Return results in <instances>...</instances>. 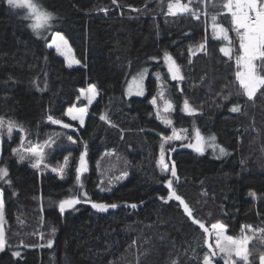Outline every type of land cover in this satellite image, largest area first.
I'll return each mask as SVG.
<instances>
[{
	"label": "trees",
	"instance_id": "trees-1",
	"mask_svg": "<svg viewBox=\"0 0 264 264\" xmlns=\"http://www.w3.org/2000/svg\"><path fill=\"white\" fill-rule=\"evenodd\" d=\"M32 2L50 14L51 33L65 37L82 69L68 70L47 48L49 40L35 38L25 12L0 0V121L21 126L28 149H43L47 162L70 153L74 158L66 181L61 182L51 175L40 177L28 163H18L14 151L21 136L2 142L0 168L7 170V176L0 179L6 222L0 264H204L203 256L210 254L203 246L204 235L191 222L194 219L207 229L223 225L232 239L246 237L247 264H260L264 87L247 100L236 79L240 51L235 39L231 59L221 55L218 43L206 39L207 23L214 14L232 36L231 17L216 12L217 7L197 15L169 16L168 5L176 0ZM179 2L186 5L190 0ZM201 44L203 53L192 57L191 50ZM165 53L180 67L182 80L167 79ZM141 72L150 74L149 94L128 101L126 85ZM155 76L163 79L165 97L174 105L170 113L174 129L194 136L198 129L205 141L217 147L198 160L183 153L169 157L176 179L161 172L158 163L161 150L165 153L171 147L161 148V136L167 133L150 102L158 94ZM89 85L95 86L99 99L85 130L63 127L69 124L66 111ZM185 100L195 114L182 111ZM234 106L238 112L230 111ZM49 116L60 123H52ZM64 129L76 141L74 151H68L66 140L58 149L49 147ZM85 145L88 171L77 184V161ZM221 147L227 155H220ZM169 179L191 211L190 218L178 204L165 203ZM85 193L89 201L118 207L101 213L90 203H80L59 212L61 200H84Z\"/></svg>",
	"mask_w": 264,
	"mask_h": 264
},
{
	"label": "snow or ice",
	"instance_id": "snow-or-ice-1",
	"mask_svg": "<svg viewBox=\"0 0 264 264\" xmlns=\"http://www.w3.org/2000/svg\"><path fill=\"white\" fill-rule=\"evenodd\" d=\"M117 0H112L113 4H116ZM7 3L12 8H23L26 7L30 10L32 15L34 16L37 23L31 25L34 29L42 27L44 23L50 18V14L44 15L39 13L36 9L35 4L31 2V0H7ZM224 8L232 16V23L234 26V30L237 32L239 37V49L240 55L236 57V63L240 68V71L236 73L237 80L240 83V86L244 89L245 95L251 100L256 92L264 87V0H227V3L224 4ZM188 11L187 5H183L176 0L175 4L170 3L168 5V12L170 14L175 15L177 12H186ZM212 31L213 37L218 40L228 41L227 46H221L219 51L229 59L232 58V49L230 47L231 41L228 37L227 29H225L221 24L216 23V17L212 18ZM242 30V31H241ZM49 48L55 47L57 53L65 57L68 66L71 67L73 64H78L79 61L76 60L74 57L71 56V49L68 46V41L65 37L56 32L53 34L52 41L47 45ZM205 47L204 44L200 45V48L203 49ZM259 61V63H257ZM164 62L167 66V71L170 74V78L173 81H180L183 77L180 74V67L176 64L175 60L172 58L171 55L165 53ZM88 92L91 94L87 97L89 104L92 103V100L95 98L96 89L95 86L89 85ZM137 95H143L142 88L139 89L136 93ZM162 95V94H161ZM227 99V97H225ZM154 106L156 105V100L153 99L150 101ZM174 110V105L170 102L165 100L163 104L162 111L163 113H169ZM186 114L193 115L195 114L196 110L193 109L187 100L184 102V106L182 108ZM231 112H238L239 108L234 106L230 109ZM87 112L86 108H80L78 110L79 114H73V110L69 109L68 114L71 116L72 120H78L80 126H84V116ZM49 121L52 123H60L59 120H54L52 116L48 117ZM101 120H105L106 117L104 115L100 116ZM157 119L160 120L165 126H171L172 120L167 118L164 115H161L160 110L157 111ZM4 126V122L0 121V128ZM16 127V125L12 122L7 124V130L9 134H11L12 129ZM63 127L68 128L70 127L69 124H64ZM185 137L178 134L175 129H173L172 135L164 137L161 136V139L165 142L172 141V140H182ZM213 141H215V137H211ZM69 140H72L69 137ZM72 143H76V141L72 140ZM181 147L191 148L194 151L203 154L204 147H205V139L201 135L200 131L197 129L195 130V142L182 144ZM163 149V144L161 145ZM28 151L38 157V162L33 164V167H39V161L44 159V152L43 150H37L35 148H30ZM174 151V149H173ZM219 153L221 156L227 155L228 153L224 148L219 149ZM86 155H87V146L85 145V151L81 152L79 157V166L76 168L77 176L76 181L77 184L81 183V175L88 171L87 164H86ZM23 159V157H21ZM67 159V158H66ZM159 166L161 172L169 171V166L165 163V157L163 151L161 152V156L159 159ZM47 167V165H45ZM53 171H59L61 173L60 178L63 179V167L57 169L53 168ZM177 172L176 168L173 165L171 167V176L176 177ZM7 176V170L0 168V179H3ZM166 186L169 189V196L165 199V203L168 200L175 199L180 201L181 204L184 205V209L186 212L189 213L191 217V213L188 209V206L184 204V201L181 199L180 196L176 195V193L172 190V181L169 179L166 182ZM103 191V189H101ZM249 195L253 198H256V194L254 192H249ZM85 199L81 200L76 197H72L69 199L61 200L59 203V212L63 214L66 209L74 208L77 204L80 203H90L91 207L98 212L104 213L107 212L110 208L116 209L118 205L116 203L107 204L103 202H92L87 199V194H84ZM163 199V198H162ZM131 208H136V204H131ZM4 218V202L2 199V194H0V223L3 222ZM194 224H199L201 229H204L207 233V228L203 223H200L198 220H193ZM223 225L214 224L212 225L213 229L220 230L217 232V248L224 253L225 264H230L229 257L232 255L233 251H235L236 256H241L243 259L247 260V254L245 251V245L247 244V238H244L240 241H234L231 237H222V230ZM55 231V229H53ZM221 239L227 242V245L221 243ZM51 241H49V246H51ZM211 247V246H210ZM5 250V241H4V232L3 229L0 228V251ZM16 256H19V252L13 253ZM216 251H212L211 255H206L204 258V264H212L211 256H215ZM261 264H264V257H261Z\"/></svg>",
	"mask_w": 264,
	"mask_h": 264
},
{
	"label": "rangeland",
	"instance_id": "rangeland-1",
	"mask_svg": "<svg viewBox=\"0 0 264 264\" xmlns=\"http://www.w3.org/2000/svg\"><path fill=\"white\" fill-rule=\"evenodd\" d=\"M206 1V0H205ZM6 2V5L8 7H10L7 3V0H5ZM32 2V0H31ZM33 3V2H32ZM227 3V0L224 1V3L222 2H216L214 0H209L208 2H204L202 3L201 1H196V0H190V2H188L186 5L188 7V11L186 12H177L175 15L173 14H170L168 12V15L169 16H177V15H188V14H196L197 13H201L202 11H204L205 13H207V9L209 8H218L215 9L216 12L219 11L222 16H230L231 17V20H232V16L231 14L227 11V9L224 8V4ZM34 4V3H33ZM172 4H175V3H172ZM184 5V4H183ZM36 6V5H35ZM196 7H200L199 10H197ZM11 9L13 10H20V11H24L28 20L30 21V24L33 25L34 23H37V21L35 20L34 16L32 15V13L30 12V10L26 7H23V8H12L10 7ZM36 9L38 10L39 13H42L44 15H48V14H45L44 12H42L41 10H39L36 6ZM213 17H216V23L219 24V15H212L211 17H209V20H208V34H207V40H210V41H213L215 43H218L221 46H227L228 45V41H224V40H218V39H215L213 37V31H212V24H213V20L212 18ZM233 24V23H232ZM234 27V26H233ZM31 31L33 33V35L35 36V38H37L39 41H46V40H49V43L52 41V38H53V34L54 33H51V16L50 18L47 20L46 23L43 24L42 27H39V28H36L34 29L33 27H31ZM242 31V30H241ZM228 37L231 41V49H232V54H233V51H234V44H233V41L235 39V42L237 43V46H238V50L240 51L239 49V37L237 35V32L234 30L233 31V35L232 36H229V33H228ZM233 39V41H232ZM68 46L70 47L69 43H68ZM47 48L51 51H53L56 56L65 63V66L68 70H77V69H82V65L80 63L78 64H73L71 67L68 66V63L66 62L65 60V57L60 55L59 53H57L55 47H52V48H49L47 46ZM71 49V56L75 58V54L72 50V48L70 47ZM204 51V48L201 49L200 47L196 48V49H192L191 50V55L192 57H195V56H198L200 54H202ZM221 55L225 58V59H229L228 57L224 56L222 53ZM76 59V58H75ZM259 63V61L257 62ZM163 64L164 66L166 67V71H167V66L165 65V62L163 61ZM235 65L236 67L239 69L240 71V68L238 67L237 63H236V60H235ZM167 79L169 81H172V79L170 78V74L168 73L167 71ZM150 77V74L149 72L148 73H140L138 74L137 76L131 78L129 80V82L127 83L126 85V88H125V93H124V96H125V99L126 100H133V99H137V100H143L145 98H147L148 94H149V87H148V79ZM161 77L159 76H155L154 77V82L156 84V88H158V94L155 98L156 100V105L153 106V109H154V113H155V117L157 119V111L160 110L161 112V115H164L166 116L167 118L171 119L170 117V113L173 112H169V113H163L162 111V108H163V104H164V101L167 100L166 97H165V90L163 89V79L161 80L160 79ZM237 79V77H236ZM238 84L240 85L239 81L237 80ZM241 87V86H240ZM88 88L89 86H87L84 90H80L79 91V97H78V100L76 102V105L72 108H69V109H72L73 110V114H79L78 113V110L80 108H86L87 109V112L85 113V116H84V126L81 127L80 126V123L78 120H72L71 119V116L68 114V110L66 111V114H65V119L69 122L70 124V127H68V129H78L80 131H84L85 128H86V124H87V121H88V118H89V115H90V112L91 110L93 109V107L96 105L98 99H99V94L96 90V93H95V98L92 100V103L89 104L88 102V99L87 97L89 95H91L89 92H88ZM143 90V95H137V91L139 89ZM242 88V87H241ZM263 88V87H262ZM96 89V88H95ZM261 89V88H260ZM259 89V90H260ZM243 92H244V89L242 88ZM258 90V91H259ZM258 91L256 92V94L258 93ZM162 94V95H161ZM256 94L254 95V97L256 96ZM244 96L247 100L248 97L245 95L244 93ZM254 97L252 99H254ZM251 99V100H252ZM168 101V100H167ZM105 116V115H104ZM106 117V116H105ZM101 120V119H100ZM172 120V119H171ZM4 122V126L2 128H0V158H1V149H2V142L3 141H7V142H12L14 140V136L15 135H19L21 136V143H20V146L18 148L15 149L14 151V156L16 158V160L18 161L19 164L21 165H25L26 163H28L27 165L31 168H33L37 173L38 175L41 177L42 175H51V176H54L56 177L59 181L61 182H65L66 179H67V173L69 172V169H70V165H71V161H72V158H74V155L73 154H68L66 157H63L62 159H59L57 158L56 162L55 163H49L47 162L46 160V155H45V152H44V159L42 161H39V167H33V164L37 163L38 162V157L32 155L29 151H28V144L26 142V139H25V131L24 129L15 124L16 127H14L11 131V134H9L8 130H7V124L10 122V121H6V120H2ZM102 121H107V117L105 120H102ZM157 122L161 125V127L165 130V132L167 133V135H164V137H167V136H170L172 135V132H173V123L171 126H165L160 120L157 119ZM13 123V122H12ZM68 131V130H67ZM66 129H64V131L62 130L61 133H58L56 136H54L53 140L51 142H49V147H52V146H56L57 149L59 148L60 145L65 144V140L67 141L66 142V146H69L68 147V151H74V149L76 148V143H72V140H69V136H67L66 134ZM69 133V131H68ZM178 134L182 135L183 137H185L184 139L182 140H172V141H163L162 140V144H163V149L164 148H170L168 150H166V152L164 154V157H165V163L169 166V171L167 172H163L166 176H169L170 178L171 177V167L173 166V164H171V162L169 163L168 162V158L170 156H168V154L174 149H178L182 144H186L188 143L189 141H191V143H193V140L195 139V136L192 134V132H188V134H185L184 132H181V131H177ZM75 141V140H74ZM31 148V147H30ZM29 148V149H30ZM32 148H35L37 150H41V148H37V147H32ZM215 148H217L215 145H213L212 142L210 141H205V147H204V152L203 154H199L198 157H194L192 156L195 160H198L200 159L201 155H204L206 152H210V151H214ZM163 150H161L162 152ZM161 152H160V155H159V159H160V156H161ZM21 157H23V159H21ZM67 158V159H66ZM30 164V165H29ZM45 165H47V167H45ZM79 166V160L77 161V167ZM63 167V176L64 178L61 179L60 176H61V173L59 171H53L52 169L53 168H61ZM87 175V172L83 173L81 175V179H85V176ZM172 179H176L175 178H172ZM1 194V192H0ZM2 199H3V196H2ZM0 228L3 229V232H4V241H5V233H6V222H5V219L3 218V222L0 223ZM209 230L211 231L212 233V239H211V245L214 249V251H216V257L218 259H221V260H224L225 261V258H224V253L221 252L218 248H217V232H219L220 230L218 229H213L212 226L209 228ZM222 237H227L226 236V229L223 227V230H222ZM246 238V237H244ZM243 238V239H244ZM232 239V238H231ZM243 239H239V240H235V239H232L234 241H240V240H243ZM247 244L245 245V251H246V254H247V260L243 259L241 256H236L235 255V251H233L232 255L229 257V260H230V264H236L237 262H240V263H244V264H247L248 263V245H249V240L247 239ZM221 243L227 245V242L224 241L223 239H221ZM205 244V240H204V243H203V246ZM3 252V251H0V253ZM205 258V256H203V259ZM212 260V259H211ZM203 263H204V260H203ZM212 264H213V260H212ZM260 264H261V261H260Z\"/></svg>",
	"mask_w": 264,
	"mask_h": 264
},
{
	"label": "water",
	"instance_id": "water-1",
	"mask_svg": "<svg viewBox=\"0 0 264 264\" xmlns=\"http://www.w3.org/2000/svg\"><path fill=\"white\" fill-rule=\"evenodd\" d=\"M106 123H107V121H106ZM194 142H195V139L193 140V143H194ZM188 143H191V141H189ZM188 143H186V144H188ZM180 153H183V154H189V155H192V156H194V157H198L199 154H200V153L194 151V150L191 149V148L181 147V146H180L178 149H175L174 151L170 152L169 155H170V157L172 158V157H174L175 155L180 154ZM171 177H172V176H171ZM172 178H175V177H172ZM171 201H173L174 203H176V204H178V205L180 206V208H181V210H182V212H183V214H184V216H185L186 218H190L189 213L185 211V209H184V205L181 204L180 201L175 200L174 198L171 199ZM184 204H185V202H184ZM188 209H189V208H188ZM189 211H190V210H189ZM190 213H191V211H190ZM190 220H192V219H190ZM191 222H193V221H191ZM194 226H195V228H197V229H198V230L204 235V237H205V250H206V252H207L208 254L211 255V252L214 251V249H213V247H212V245H211V239H212V233H211V231H210L209 229H207L208 231H207V233H206L204 229H201V228H200L199 224H194ZM210 246H211V247H210ZM211 257H212L213 261H214L216 264H225V261H224V260H221V259H218V258L216 257V255H215V256H211Z\"/></svg>",
	"mask_w": 264,
	"mask_h": 264
}]
</instances>
